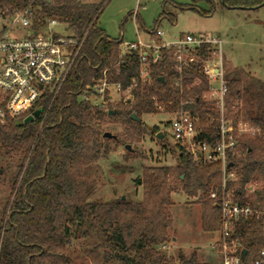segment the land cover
Returning <instances> with one entry per match:
<instances>
[{"label":"trees","instance_id":"trees-1","mask_svg":"<svg viewBox=\"0 0 264 264\" xmlns=\"http://www.w3.org/2000/svg\"><path fill=\"white\" fill-rule=\"evenodd\" d=\"M199 1L192 0L194 4ZM203 1L211 7L201 14L212 13V1ZM263 2L224 0L231 9H254ZM105 3L53 0L42 5L45 18L62 23L65 34L81 46L50 107L49 97L40 104V118L25 124L7 120L0 125V155L20 159L0 214V264H70L66 251L71 241L89 233L95 237L93 249L101 251V264H199L195 252L189 258L173 257L161 249L170 241L168 207L175 193L197 200L205 233L220 234L222 229L212 194L217 200L228 195L233 202L260 212L238 220L229 238L247 252L240 264H253L264 250V85L259 81L251 80L243 89L239 77L225 78V118L245 120L259 132L254 137H238L227 152L226 175L232 177L226 176L224 186L220 163L193 161L181 153L175 166L142 169L135 180V186L141 188L140 201H88L94 183L87 178L107 144L139 142L143 115H168L183 109L196 120L200 141L214 143L219 133L220 111L208 96V79L202 73L210 58L207 48L197 51L193 62L186 58L181 64L171 50L163 49L160 59L145 67L148 79L141 78L137 52L122 55V37L110 38L98 25ZM25 5L21 0H0V13ZM162 18L160 15L151 32ZM102 78L118 85L119 93L129 98L121 96L104 108L78 101L81 90ZM131 115L139 121L130 119ZM115 118L123 130L122 142L116 137L103 138L104 126ZM152 132L156 134L158 129Z\"/></svg>","mask_w":264,"mask_h":264},{"label":"rangeland","instance_id":"rangeland-1","mask_svg":"<svg viewBox=\"0 0 264 264\" xmlns=\"http://www.w3.org/2000/svg\"><path fill=\"white\" fill-rule=\"evenodd\" d=\"M79 1L99 4L104 0ZM211 1L213 11L204 15L201 12L209 11L211 6L203 0L196 4L192 0H106L98 25L110 38L122 37L123 43L141 41L147 44L151 43L149 33L155 22L163 15L156 29L163 33L164 41H174L185 34L217 37L221 41L224 78L239 77L243 89L251 80L264 85V6L231 9L219 0ZM189 7H194L195 11H189ZM52 32L65 33L66 30L63 26H55ZM111 94L113 104L124 96L114 91ZM124 97L129 98L126 94ZM30 118L31 115L25 119ZM169 118L164 113L143 115L139 142L115 144L110 141L107 144L105 154L87 178L94 183L89 202L104 203L122 197L140 201L141 188L135 186V180L141 176L143 168L177 165L183 152L166 135L157 138ZM154 128L158 129L156 134L152 132ZM103 130L122 142L123 130L116 118ZM19 163L20 159L15 156L0 155V214L8 201ZM171 200L173 204L168 207L172 217L168 230L170 241L161 247L162 251L169 256L183 255L186 258L195 252L199 264H221L220 255L212 249L220 234L201 230L197 200L183 193L172 194ZM81 228L85 231L84 227ZM93 241L95 237L90 233L72 240L66 251L70 264H101V251L93 249Z\"/></svg>","mask_w":264,"mask_h":264},{"label":"built area","instance_id":"built-area-1","mask_svg":"<svg viewBox=\"0 0 264 264\" xmlns=\"http://www.w3.org/2000/svg\"><path fill=\"white\" fill-rule=\"evenodd\" d=\"M21 1L26 4L23 9L0 13V125H4L7 120L22 122L36 111H39L36 119L40 118L43 113L40 104L49 97L47 108L50 107L73 69L81 46L65 33L52 32L55 26L64 27L58 20L46 19L42 14V5L53 0ZM149 36L151 43H122L120 48L122 55L137 52L141 78L148 79L145 67L156 63L163 49L171 50L175 60L181 64L186 58L188 62H193L196 52L202 47L207 48L210 58L205 61L202 73L208 79V96L217 102L220 111L218 140L214 143L200 141L195 129L196 120L183 109L168 114L170 118L160 133L166 135L174 146L193 161L220 163L224 186L227 152L234 148L238 137H254L259 130L245 120L233 121L224 116L227 88L220 39L185 34L167 42L162 39L163 33L158 29L154 33L150 32ZM111 91L118 93L120 87L102 78L81 90L77 99L104 108L113 102ZM158 109L162 110L160 107ZM210 198L217 202L222 225L220 238L212 249L220 255L221 264H240L238 244L229 241L231 230L238 220L261 213L233 202L228 195L217 200L212 194ZM253 264H264V250L259 252Z\"/></svg>","mask_w":264,"mask_h":264},{"label":"water","instance_id":"water-1","mask_svg":"<svg viewBox=\"0 0 264 264\" xmlns=\"http://www.w3.org/2000/svg\"><path fill=\"white\" fill-rule=\"evenodd\" d=\"M221 4H222L223 6H225V7H227V6L225 5V3H224V0H221ZM263 6H264V2H263L261 5L257 6L256 8H254V9H258V8H260V7H263ZM228 8H229V7H228ZM160 81H162V78H160ZM109 114H113V112H110ZM38 115H39V111H36V112H34V114L31 116L30 119H27V120L25 119V120H23L22 122H19L18 124H25V123L31 122V121H33L34 119H36V118L38 117ZM130 119L135 120L136 122L139 121V118L135 117V115H131V116H130ZM162 137H163V135H162L161 133L157 134V138L161 139ZM103 138H106V139H115V136H112V135L109 134V133H104V134H103ZM126 150L130 151V147H129V146H126ZM122 200H124V197H122ZM246 253H247L246 250H244V249L240 250L239 256H240V261H241V263L244 262V260H245V256H246Z\"/></svg>","mask_w":264,"mask_h":264},{"label":"crops","instance_id":"crops-1","mask_svg":"<svg viewBox=\"0 0 264 264\" xmlns=\"http://www.w3.org/2000/svg\"><path fill=\"white\" fill-rule=\"evenodd\" d=\"M181 36V35H180Z\"/></svg>","mask_w":264,"mask_h":264}]
</instances>
